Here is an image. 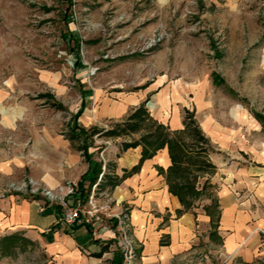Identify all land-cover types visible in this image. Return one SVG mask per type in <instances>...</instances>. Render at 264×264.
<instances>
[{
  "label": "rangeland",
  "instance_id": "374dc122",
  "mask_svg": "<svg viewBox=\"0 0 264 264\" xmlns=\"http://www.w3.org/2000/svg\"><path fill=\"white\" fill-rule=\"evenodd\" d=\"M157 33H164V42L143 53ZM75 41L78 66L70 50ZM157 61L170 81L200 90L206 108L199 118L212 116L237 130L239 139L247 137L249 149L264 152V0H0V161L6 165L0 168V200L14 196L51 205L41 195L46 185L28 166L29 136L35 129L60 133L80 147L92 129L73 119L83 82L130 90ZM197 127L199 136L192 127L181 134L193 157L185 209L195 216L210 213L212 221L195 234L199 241L191 252L171 264H227L220 242L212 243L219 209L210 175L217 146L202 140ZM155 130L146 125L141 136ZM197 156L206 163L203 172ZM0 264L50 263L38 244L11 236L0 238Z\"/></svg>",
  "mask_w": 264,
  "mask_h": 264
},
{
  "label": "crops",
  "instance_id": "0c3cea01",
  "mask_svg": "<svg viewBox=\"0 0 264 264\" xmlns=\"http://www.w3.org/2000/svg\"><path fill=\"white\" fill-rule=\"evenodd\" d=\"M161 62L153 64V73L147 70L137 77L130 90L125 84L94 87L83 82L80 102L86 103L79 125L106 132L129 122L144 105L153 121L174 134L185 130V116L192 114L205 139L217 146L211 156L216 168L210 175L217 186L219 209L212 243L220 242L227 264L264 261V152L249 149L247 137L239 139L237 130L223 127L212 116L199 118L206 108L200 90L170 81L171 74H165ZM143 131L132 136L96 134L94 145L88 144L92 139L88 136L82 138L83 145L74 147L71 136L35 129L27 140L32 153L28 166L39 181L55 190L67 182L80 185L91 174L81 150L86 145L89 158L101 165V173L96 182L89 177L82 182L89 189L84 196L94 192L99 200L112 201L115 211L126 218L106 221L100 229H69L59 223V206L10 196L0 200V238L22 236L38 244L50 264L127 263L124 233L132 250L131 264H171L189 254L198 240L195 234L207 228L212 216L186 211L191 199L171 190L169 171L174 164L167 146L143 161L144 143L124 149L123 144H131L133 138L140 141ZM0 168L6 170L2 160Z\"/></svg>",
  "mask_w": 264,
  "mask_h": 264
},
{
  "label": "trees",
  "instance_id": "16d2710c",
  "mask_svg": "<svg viewBox=\"0 0 264 264\" xmlns=\"http://www.w3.org/2000/svg\"><path fill=\"white\" fill-rule=\"evenodd\" d=\"M71 52H74L76 55V66L80 64V42L75 41L73 44V47L70 49ZM84 95V93H82ZM84 103H82L80 109L77 111L73 119L78 120L85 109V100H83ZM130 121L127 123H124L123 125H118L112 130L106 131V132H99L96 128H92L90 130L91 135L90 137H93L94 135H104L107 137L112 136H122V135H132L139 133L146 125L148 126H156V130L154 132H148L144 136L141 137L140 141H133L130 143L123 144L124 149L135 147L138 145H141L144 143L145 146H143V153H142V159L143 161L146 158L152 157L159 149L164 148L167 146L169 148V152L171 155V159L173 162V166L170 168L169 171V182L171 185V190L182 197V194H186L187 190H191L190 185V176H191V170L189 168L190 158H193L190 156V153L188 152L186 148V144L184 143L183 139L181 138V134L183 132H186L190 129V127L193 128L194 132L198 134L199 136V130L197 127V122L193 118V115L187 112L185 116V130L181 132H176L174 134L167 131V129L162 126L161 124H157L155 121L151 119L149 114L147 113L145 106L142 105L129 119ZM148 123V124H147ZM79 127H76L74 131H77ZM84 131V129H81ZM200 138V137H199ZM201 140V138H200ZM204 141H208L207 139H203ZM81 150L84 151V155L87 159V161L90 164V171L91 174L86 176L88 180L96 182L98 180V177H100L101 173V165L98 162H95L91 160L87 153V147L84 145V147L81 148ZM198 162H200L201 166L198 167V172H203L205 169L206 163L202 160H199L200 157L197 156ZM202 158V157H201ZM197 162V163H198ZM203 163V164H202ZM85 177L84 180H87ZM83 181L80 182L81 190L83 189ZM118 182H115L114 186L117 185ZM83 227V226H78ZM78 227H74L73 229H76Z\"/></svg>",
  "mask_w": 264,
  "mask_h": 264
},
{
  "label": "built area",
  "instance_id": "2783aa9c",
  "mask_svg": "<svg viewBox=\"0 0 264 264\" xmlns=\"http://www.w3.org/2000/svg\"><path fill=\"white\" fill-rule=\"evenodd\" d=\"M164 39V33L154 34L145 43L143 51L153 49L162 41L164 42ZM32 182L36 184L35 181ZM35 190L37 191V189ZM82 191L79 183L72 181L56 188V190L45 186L41 195L47 203L61 208L59 223L69 229L78 226L98 229L103 227L106 221L113 219L122 221L123 218H126L121 213L115 211L112 201H101L96 197L94 192L85 197ZM124 236V253L127 263L131 264L133 258L132 250L125 233Z\"/></svg>",
  "mask_w": 264,
  "mask_h": 264
}]
</instances>
